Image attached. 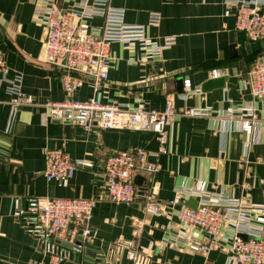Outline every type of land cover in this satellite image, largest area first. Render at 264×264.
Returning <instances> with one entry per match:
<instances>
[{"label": "crops", "instance_id": "0c3cea01", "mask_svg": "<svg viewBox=\"0 0 264 264\" xmlns=\"http://www.w3.org/2000/svg\"><path fill=\"white\" fill-rule=\"evenodd\" d=\"M51 1L58 7L71 6L65 0ZM40 3L0 0V48L7 64L4 78L21 74L23 89L34 96L33 104L19 106L11 114L7 82L0 85V264H51L18 218L15 200L26 204L30 196L98 199L88 252L62 264H138L127 257L131 249H137L146 260L144 264H236L229 261L222 246L203 255L193 244H172L173 236L187 242L173 208L152 214L145 210L143 193L132 203L114 202L103 195L109 154L137 147L155 152L157 135L131 128L85 129L46 114L48 102L65 100L68 95L62 70L42 60L46 24L37 18ZM111 3L125 8L128 23L146 25L148 36L159 41L176 37V43L159 57L138 64L130 62L131 57L140 55L136 42L129 43V48L113 42L110 79L101 87L105 104L135 103L136 98H142L147 109L163 110L167 97L174 100L177 113L169 127V152L158 156L159 172L140 174L142 192L155 187L156 199L166 202L174 197L176 187L206 179L214 190L222 188L231 196L264 204L263 124L244 132L238 120L228 116L229 108L238 113L241 106L252 104L264 123V97L251 92L250 61L243 54L253 42L236 28L234 8L224 0ZM152 11L161 13L159 25L148 24ZM93 24L101 25L102 20ZM251 57H264V49ZM216 68L231 80L222 88L195 94L194 88H202L212 79L211 71ZM185 79L191 80L193 88L184 90ZM94 95L91 83L85 82L72 98L87 101ZM190 106H211L216 112L209 117L183 114ZM59 148L79 165L70 178L48 179L45 152ZM191 198L184 202L188 205ZM255 212L256 220L264 224V209ZM203 235L194 231L192 240Z\"/></svg>", "mask_w": 264, "mask_h": 264}, {"label": "built area", "instance_id": "2783aa9c", "mask_svg": "<svg viewBox=\"0 0 264 264\" xmlns=\"http://www.w3.org/2000/svg\"><path fill=\"white\" fill-rule=\"evenodd\" d=\"M68 8L58 7L55 1L40 0L37 18L46 24L42 60L62 70L61 80L68 97L59 102H48L46 109L52 119L80 125L85 129L99 126L104 129L131 128L150 130L157 135L158 150L143 147L117 150L109 154L105 163L103 195L118 203H132L141 193L146 212L156 214L168 208L175 210L176 218L185 230L187 242L173 236L174 245L193 244L195 250L207 255L222 246L229 261L236 264H264V224L256 220L257 208L264 204L250 203L244 197L229 195L224 189L214 190L206 179H197L188 186H179L174 197L166 202L156 199L155 187L144 192L135 183L140 174H156L161 165L157 158L168 153L170 124L177 111L174 100L167 97L163 110L147 109L142 98L135 103L114 101L105 104L101 100V87L110 79L111 45L121 42L125 48L136 42L140 49L138 57L130 62L138 64L161 55L164 49L176 43L175 36L161 41L148 36L146 25L126 21V10L113 6L111 0H65ZM234 8L236 28L246 34L251 42H264V0H224ZM101 19L102 24H93ZM162 15L158 11L149 14L148 24L159 25ZM7 71L6 55L0 48V85L5 80L10 95V112L22 105L34 103V96L22 87V75L4 78ZM250 89L255 97H264V57H256L247 65ZM221 69L211 71L212 78L222 76ZM89 80V81H88ZM90 82L95 95L87 101H79L72 95L85 83ZM193 88L190 79L184 80V90ZM201 94L202 88H194ZM228 116L238 120L244 132H252L264 123L252 104L240 107L238 113L229 108ZM216 112L211 106H190L183 110L188 116L209 117ZM7 132V131H6ZM44 174L48 179L72 177L79 162L63 149L45 152ZM197 200L193 208L184 201ZM22 227L37 241L51 264H62L88 252L93 239L92 218L98 205L97 198H61L30 196L26 204L15 200ZM204 233L192 240V233ZM244 235L247 238H244ZM192 237V238H191ZM195 238V237H194ZM224 241L225 244L222 243ZM130 260L144 264L137 249L127 253ZM33 264V263H30Z\"/></svg>", "mask_w": 264, "mask_h": 264}, {"label": "water", "instance_id": "95a60500", "mask_svg": "<svg viewBox=\"0 0 264 264\" xmlns=\"http://www.w3.org/2000/svg\"><path fill=\"white\" fill-rule=\"evenodd\" d=\"M233 47H235V46H233ZM262 49H264V42H253L246 49L243 50V54L246 57H251L252 55L258 54ZM235 55H236V53H235ZM227 80H231V78L229 76H220L218 78L209 79L208 81H206L203 84L202 89L204 91H209V90L215 89V88H222L225 86ZM142 182H143V177L140 175L136 176L135 183L138 185H141ZM188 205L193 207V208H196L198 203L196 200L191 198L188 202ZM244 238H247V236L244 235Z\"/></svg>", "mask_w": 264, "mask_h": 264}, {"label": "trees", "instance_id": "16d2710c", "mask_svg": "<svg viewBox=\"0 0 264 264\" xmlns=\"http://www.w3.org/2000/svg\"><path fill=\"white\" fill-rule=\"evenodd\" d=\"M254 58H252V57H248V61H251V60H253Z\"/></svg>", "mask_w": 264, "mask_h": 264}]
</instances>
